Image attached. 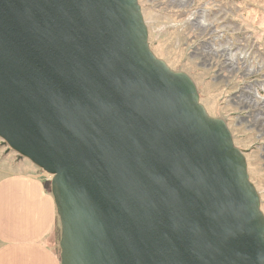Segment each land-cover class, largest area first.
Returning <instances> with one entry per match:
<instances>
[{
    "label": "water",
    "instance_id": "water-1",
    "mask_svg": "<svg viewBox=\"0 0 264 264\" xmlns=\"http://www.w3.org/2000/svg\"><path fill=\"white\" fill-rule=\"evenodd\" d=\"M0 139L51 176L61 264H264L245 153L139 0H0Z\"/></svg>",
    "mask_w": 264,
    "mask_h": 264
},
{
    "label": "rangeland",
    "instance_id": "rangeland-1",
    "mask_svg": "<svg viewBox=\"0 0 264 264\" xmlns=\"http://www.w3.org/2000/svg\"><path fill=\"white\" fill-rule=\"evenodd\" d=\"M139 2L153 52L171 68L188 73L208 112L227 122L235 144L245 153L250 179L260 194L264 212V121L254 123L259 116H254L255 107L239 100L255 97V103L264 106V0H195L194 6L187 8L180 7L174 0ZM194 10L199 12L198 16L205 14L212 25L210 30L202 32L192 28L189 15ZM202 41L207 45L203 46ZM208 45L228 46L225 55L214 56V65L197 54L202 46L210 51L212 46ZM232 56H237L236 65L228 61ZM235 66L238 68L234 69ZM252 92L259 93L260 97ZM0 166L7 172L34 168L29 160L19 159L1 139ZM60 235L58 219L55 239L59 252Z\"/></svg>",
    "mask_w": 264,
    "mask_h": 264
},
{
    "label": "crops",
    "instance_id": "crops-1",
    "mask_svg": "<svg viewBox=\"0 0 264 264\" xmlns=\"http://www.w3.org/2000/svg\"><path fill=\"white\" fill-rule=\"evenodd\" d=\"M35 168L0 166V264H61L50 181Z\"/></svg>",
    "mask_w": 264,
    "mask_h": 264
},
{
    "label": "built area",
    "instance_id": "built-area-1",
    "mask_svg": "<svg viewBox=\"0 0 264 264\" xmlns=\"http://www.w3.org/2000/svg\"><path fill=\"white\" fill-rule=\"evenodd\" d=\"M174 1H176L177 3H178V5L180 6V7H182V8H187V7H189V6H194L193 4H194V2H195V0H174ZM198 11H193V13L192 14H190L189 15V18H190V20H191V24H192V28L194 29V30H197V31H202V32H207L208 30H210L211 29V23L210 22H208L207 20H206V18H205V14H202L201 16H198ZM197 16L199 17V19L197 18ZM216 38H220V36L219 37H216ZM202 43H205L204 41H202ZM205 45H207L206 43L203 45V46H205ZM226 45H228V44H226ZM226 45H221V47H215V45H208V46H212V49H210V51L208 50V51H206V49L205 48H203V46L201 47V48H198L197 49V54L199 55V57L201 58V59H204L205 61H207L209 64H215V62H216V58H214V56H216V57H219V55H225V51H227L228 50V46H226ZM209 47V48H210ZM210 55V56H209ZM212 55V56H211ZM243 56V55H242ZM235 57V56H234ZM237 57V56H236ZM235 57V59L233 60V61H230V59L231 58H228V61H229V63L230 64H233V65H236L237 63H236V60H237V58ZM226 65H228V63L226 64ZM238 68V66H235V68L234 69H237ZM251 71V70H250ZM252 71H253V69H252ZM253 93V92H252ZM254 95L255 94H257V96L256 97H260L259 96V93H256V92H254L253 93ZM256 98L254 97V99H250V97H247L246 99H245V101H247V102H249V101H252L253 103H255V100ZM264 100V99H263ZM240 101H243L244 102V100L243 99H241ZM263 106V105H262ZM261 106V104H260V107H255V106H253V107H255L254 108V116H257V114H259V113H261V114H263V117H264V106L262 107ZM263 124H264V122H263ZM49 180H50V178H49Z\"/></svg>",
    "mask_w": 264,
    "mask_h": 264
},
{
    "label": "bare ground",
    "instance_id": "bare-ground-1",
    "mask_svg": "<svg viewBox=\"0 0 264 264\" xmlns=\"http://www.w3.org/2000/svg\"><path fill=\"white\" fill-rule=\"evenodd\" d=\"M235 59V57L234 56H232L231 57V59H230V61H233ZM256 96H257V94H255ZM239 100H241V99H239ZM264 101V100H263ZM244 103H247V104H249V106L250 107H253V106H255V107H260V104L259 103H253L252 101H249V102H247V101H244ZM263 107V106H262ZM255 122L254 123H258V120H259V122L260 123H262L263 121H264V117H263V114H261V113H259V116H257V117H255ZM263 126H264V124H263ZM50 181H51V178H50Z\"/></svg>",
    "mask_w": 264,
    "mask_h": 264
},
{
    "label": "trees",
    "instance_id": "trees-1",
    "mask_svg": "<svg viewBox=\"0 0 264 264\" xmlns=\"http://www.w3.org/2000/svg\"><path fill=\"white\" fill-rule=\"evenodd\" d=\"M59 254H60V252H59Z\"/></svg>",
    "mask_w": 264,
    "mask_h": 264
}]
</instances>
